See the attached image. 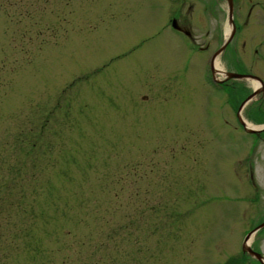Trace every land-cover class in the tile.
Listing matches in <instances>:
<instances>
[{"label": "rangeland", "instance_id": "rangeland-1", "mask_svg": "<svg viewBox=\"0 0 264 264\" xmlns=\"http://www.w3.org/2000/svg\"><path fill=\"white\" fill-rule=\"evenodd\" d=\"M151 2L0 0V264H247L264 142Z\"/></svg>", "mask_w": 264, "mask_h": 264}, {"label": "flooded vegetation", "instance_id": "flooded-vegetation-1", "mask_svg": "<svg viewBox=\"0 0 264 264\" xmlns=\"http://www.w3.org/2000/svg\"><path fill=\"white\" fill-rule=\"evenodd\" d=\"M167 1L170 5L165 0H152L150 4L155 12L163 11V14L157 12L155 15V22L162 19L154 32L171 33L190 52L196 50L206 60L208 70L215 69V61L219 60L221 68L216 66V90L227 94L234 113L233 122L244 128L243 120L264 119V0H212L216 4V33H210L216 39V47L209 54L214 39L204 44L194 34L199 21L195 8L205 0ZM226 26H230L228 33ZM154 32L149 37L152 40L156 38ZM253 80L259 82L258 87L254 86ZM256 97L259 101H255ZM253 100L258 103L256 114L248 110ZM252 134L260 136L264 142V128ZM242 254L247 264L261 263L258 257L247 251Z\"/></svg>", "mask_w": 264, "mask_h": 264}, {"label": "water", "instance_id": "water-1", "mask_svg": "<svg viewBox=\"0 0 264 264\" xmlns=\"http://www.w3.org/2000/svg\"><path fill=\"white\" fill-rule=\"evenodd\" d=\"M250 130H251L252 132H257V129H256V130H255V129H250ZM263 225H264V223L261 224V225H259V226L256 227L255 229H253L251 232H249V233L247 234V236L245 237V239H244V243H243V249H244V251H247V252L253 254L254 256H256V257H258V258L261 256V254L258 253V252H256V251H254V250L251 248L250 243H249V239H250V237H251L256 231H258ZM263 263H264V261H263Z\"/></svg>", "mask_w": 264, "mask_h": 264}, {"label": "bare ground", "instance_id": "bare-ground-1", "mask_svg": "<svg viewBox=\"0 0 264 264\" xmlns=\"http://www.w3.org/2000/svg\"><path fill=\"white\" fill-rule=\"evenodd\" d=\"M226 31H227V33L230 31V26H226ZM216 66H217L218 69L221 68V64H220L219 60L217 61V63L215 61V64H214L215 69L214 70H216ZM252 83L254 84L255 87L259 86V82H257L256 80H253ZM245 124L247 125V127L251 128V129L264 127V125H260V126L254 125L251 122L250 123L246 122V120H245ZM253 236H254V234L250 237L249 243H251Z\"/></svg>", "mask_w": 264, "mask_h": 264}, {"label": "trees", "instance_id": "trees-1", "mask_svg": "<svg viewBox=\"0 0 264 264\" xmlns=\"http://www.w3.org/2000/svg\"><path fill=\"white\" fill-rule=\"evenodd\" d=\"M244 259L242 258V261H243Z\"/></svg>", "mask_w": 264, "mask_h": 264}]
</instances>
